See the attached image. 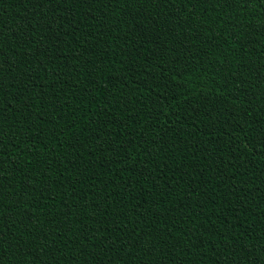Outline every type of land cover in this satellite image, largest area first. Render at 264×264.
<instances>
[{
	"label": "trees",
	"instance_id": "16d2710c",
	"mask_svg": "<svg viewBox=\"0 0 264 264\" xmlns=\"http://www.w3.org/2000/svg\"><path fill=\"white\" fill-rule=\"evenodd\" d=\"M0 264H264V0H0Z\"/></svg>",
	"mask_w": 264,
	"mask_h": 264
}]
</instances>
